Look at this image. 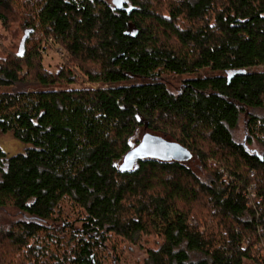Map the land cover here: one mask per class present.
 <instances>
[{
    "label": "trees",
    "instance_id": "trees-1",
    "mask_svg": "<svg viewBox=\"0 0 264 264\" xmlns=\"http://www.w3.org/2000/svg\"><path fill=\"white\" fill-rule=\"evenodd\" d=\"M7 33L0 264H264V0H0ZM146 134L192 158L121 171Z\"/></svg>",
    "mask_w": 264,
    "mask_h": 264
},
{
    "label": "rangeland",
    "instance_id": "rangeland-1",
    "mask_svg": "<svg viewBox=\"0 0 264 264\" xmlns=\"http://www.w3.org/2000/svg\"><path fill=\"white\" fill-rule=\"evenodd\" d=\"M4 36L5 37L2 36L0 39L3 43H5V45L12 47V45H16L18 43V39L14 40L12 38L13 35L7 33L4 34ZM49 49L50 53L48 56H46V66H48L51 71L55 72L60 65H63L60 57L61 54L52 47H49ZM88 86L92 87V85ZM243 129L244 126L241 124L240 129L236 134V139L238 141H243L244 139ZM0 146L4 152L11 155H15L23 151L22 144L15 140L11 134H0ZM252 147L255 149L258 146L253 145ZM63 209L65 215L71 216L73 218L77 216V210L74 209L69 202L65 201L63 203ZM112 245H116L115 253L118 257L119 264H142L146 258L148 249L156 247L158 245V240L156 238L144 237L139 244L132 245L116 236H112L111 244L109 245L108 249L106 248L104 250H99L101 264H113L112 258L114 255Z\"/></svg>",
    "mask_w": 264,
    "mask_h": 264
},
{
    "label": "water",
    "instance_id": "water-1",
    "mask_svg": "<svg viewBox=\"0 0 264 264\" xmlns=\"http://www.w3.org/2000/svg\"><path fill=\"white\" fill-rule=\"evenodd\" d=\"M191 158L192 154L190 151L180 144L146 134L142 137L139 144L133 146L125 155L120 165V170L123 172L132 171L137 163L142 160L153 159L162 162H184Z\"/></svg>",
    "mask_w": 264,
    "mask_h": 264
}]
</instances>
